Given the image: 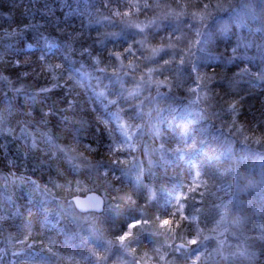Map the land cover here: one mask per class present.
<instances>
[{
	"label": "trees",
	"instance_id": "obj_1",
	"mask_svg": "<svg viewBox=\"0 0 264 264\" xmlns=\"http://www.w3.org/2000/svg\"><path fill=\"white\" fill-rule=\"evenodd\" d=\"M35 1L0 0V64L17 97L5 94L0 77V264H108L116 253L96 255L82 242L90 229L125 246L132 262L264 264V83L235 93L216 82L233 71L245 87L251 77L239 71L259 67L250 59L259 48L241 44L248 27L244 35L237 28L216 35L224 65H196L200 76L194 64L184 65V49H173L179 33H197L193 21L191 29L183 23L179 31L176 24L148 36L134 31L146 36L141 47L167 50L171 84L142 75L148 51L141 49L135 67L108 80L109 64L87 61L98 57L101 13L156 20L162 10L189 15L221 0H42L45 9ZM106 49L114 62L123 46ZM121 72L129 77L119 94L112 84ZM211 75L218 78L204 87ZM225 91L231 107L219 103ZM159 96L164 102L155 108ZM210 103L227 114L217 119ZM87 191L105 195L103 213L83 214L74 205L73 197ZM173 237L204 242L178 256L168 249Z\"/></svg>",
	"mask_w": 264,
	"mask_h": 264
},
{
	"label": "rangeland",
	"instance_id": "obj_2",
	"mask_svg": "<svg viewBox=\"0 0 264 264\" xmlns=\"http://www.w3.org/2000/svg\"><path fill=\"white\" fill-rule=\"evenodd\" d=\"M106 18L109 20L108 17ZM101 20L102 18L97 23H99ZM192 21L194 27L196 28L197 33L192 37H188L183 35L182 33H179L178 43L173 48L175 52H177V49H182V50L184 49L182 53L183 57L187 52L192 53L194 55V63L192 61H189V55L187 54L184 60V65H188L189 63H191L196 66V64L198 65L200 63H204L205 61L207 62L209 60L219 59L212 52V45L216 40L215 39L216 35L226 36L230 34L232 31L231 30L232 25L234 24L238 25L236 27L238 30H240L238 33L244 35L243 34L244 31L241 30V28L245 25L248 27V34L247 37L241 38V44L243 45L244 49H250V48L256 49V47L259 48V50H257L256 52L257 54H255L252 58H250L255 65L259 66V68H255L252 70L247 67H244L241 69V71H239V76L241 75L243 77H257L258 74L260 75L259 77L264 78V0H240V1L233 0L226 3H224V1L221 0L220 3H216V5L214 6L208 7L201 11H197L196 13L193 12L189 15H184L180 12H176L173 8H169L167 13L165 12L162 16L158 15L156 20L155 19L141 20L133 16H129L126 17V19L124 20L118 21L115 25L118 24L120 27H122V29L116 30L114 34L110 33L109 37H111L115 41L117 40L114 46L115 47L118 45L123 46V51L113 56L115 58L114 62H108L109 66L112 68L111 71L108 70L111 73L108 80L114 78V76H112V72H114V74L122 70L129 72L130 68L135 67L137 58L134 55H138L141 49L143 51H148V53L145 54L146 58L141 57V59H143L144 62V63L142 62L143 63L142 75H145V73L148 74L152 73L154 80H157L159 84H165V85L166 83L167 85L171 84L172 79L168 75L169 71L167 68L164 70V65L166 64L168 58V55L166 54L167 50L152 46L148 49H145L141 47V44H144V39L146 36L144 37V39H141V38H136L133 35L135 32L137 33L141 32L147 34L148 36V34L149 35L151 34L150 32L152 30L166 28L169 25H175V24L178 27H180L178 28L175 26L176 31H179L183 23L189 29H191L192 24H190V22ZM249 23L252 26H250ZM250 29L251 30L254 29L255 32L261 36L260 42L262 47H259L257 43L254 41V34L250 31ZM126 31L127 33H125ZM128 32L129 34L131 33L132 36H130ZM240 34H237L236 36L237 41H239L238 37ZM236 57L239 59H243V55L241 54H237ZM259 72H261V74ZM128 77L129 74L125 72H121L119 79L117 78L114 79L112 85L118 87L120 91L119 94L123 93L124 83L127 81ZM161 78H163L164 82L161 80ZM212 78L213 76H211V78L209 76L206 77L205 80L202 79L201 80L202 85H204L205 87L207 81H211ZM81 80H83V78ZM139 80L140 81H138V83L140 84V86L144 84L143 83L145 81L144 78H140ZM218 80L221 81L223 79L219 78ZM149 88L151 89L153 88V86H149L148 89ZM161 97L163 98V96ZM161 97L159 96L157 100H153V104L155 108H157V105L163 104L164 101L161 99ZM197 97H199L201 101L204 100L202 92H200L199 96ZM144 98L145 96H143V99ZM112 100L113 101L116 100L117 102L118 98ZM210 105L211 103L208 104L207 107L209 108ZM212 113L216 114L215 112ZM114 116H117L121 120L122 123L120 124L122 125V128L126 129L127 127L126 120L121 118L117 113L114 114ZM183 129L187 132L193 130V128L191 129L190 126H183ZM234 130L235 133L240 135V137L243 139L241 132L237 128H235ZM121 132L124 134L125 130H122ZM244 137L246 138L245 135ZM124 139L128 140L129 137H127V135L125 134ZM69 153L80 164L87 165L89 168L91 167L93 168L95 166L94 164H92L90 159H87L86 157L81 156L78 153H74L73 151H69ZM83 188L84 187L80 186L79 189L77 188L78 189L77 191L83 190ZM101 195L104 198L105 206H106L107 198L105 197V195L103 194ZM83 214H91L95 217L97 212L90 211V212H84ZM90 219L95 220L92 216ZM77 222L79 221L77 220ZM181 234L183 235V233ZM81 238H82V242L86 243L94 251L99 250L102 247L103 250L106 249L109 254L111 252L116 253L115 256H113L112 258L113 260L110 261L108 264H137L136 260L135 262H132L130 260L129 258L130 252L127 248H125V246H123L122 244L120 245L117 244L115 246L110 242L107 243L100 235L93 234L91 232V229L89 230V232L82 233ZM184 241L186 243L185 246L183 248H180L178 247V239L176 237H173L169 243L168 249L174 254L182 253L181 249L185 251L184 253L193 254L194 250L191 246H196V248L200 247L203 240L202 239L199 240L198 238H192L189 241L187 239Z\"/></svg>",
	"mask_w": 264,
	"mask_h": 264
},
{
	"label": "bare ground",
	"instance_id": "obj_3",
	"mask_svg": "<svg viewBox=\"0 0 264 264\" xmlns=\"http://www.w3.org/2000/svg\"><path fill=\"white\" fill-rule=\"evenodd\" d=\"M37 3L42 4V0H36L35 1V4H37ZM42 6H43V4H42ZM45 7L43 6L44 9H45ZM49 8L50 7H48L47 9H49ZM164 13H165V11L162 10L158 14L159 15L160 14L163 15ZM129 16H133V17H135L137 19H141L139 17V15H137V14L134 15L133 13L126 14L124 17L119 18L120 17V14L117 11H116V14H114L113 16H111V14H108V12H106V11H105V13H103V14L101 13L100 14V17L102 18V20L99 22V24L103 28L101 29V31H99L97 33V37H96V40H97L96 43L98 44L97 49H99V51H98L99 53H98V57L97 58H88L87 61H88L89 64L91 63L92 60L95 61L96 64H98V63L108 64V60H111L112 53L110 54L108 52V49L105 50V48L108 45L114 46L115 42L117 41V40L115 41L114 39H112L111 37H109V35H110V33H113L114 34V32H116V30L122 29V27H120L118 24L117 25H115V24L118 21L124 20V19H126V17H129ZM106 17H108L109 20ZM141 20H145V19H141ZM150 20H152V19H150ZM211 23H213V22H211ZM195 26H197V25H195ZM237 26L238 25L234 24V25H232V28H236ZM209 28H210V26H209ZM125 33H127V31ZM128 34H129V32H128ZM129 35L132 36L131 33ZM260 39H261V36L258 35L257 38H256V40L254 39V41L257 43L258 46L262 47L261 42H260ZM220 45H221L220 41L218 42L216 40H215V42L212 45V52L219 59H213V60H209L207 62L206 61L205 62L203 61L204 62L203 64H205L207 66L210 65V64H216V63H219V65H224V63L221 62V58L219 57L220 51H221L220 48H219ZM235 45L241 47L240 41L235 40ZM236 46L234 47V50L236 52H238L239 54L243 55V53L241 52V49H240V52H239V48L236 47ZM224 47L227 48V45L224 46ZM187 54L189 55V60L194 63V55L192 53H189V52H187L184 55V57H183L184 60H185ZM225 57L226 58L227 57L229 58V53H226L225 54ZM18 60H20V59H18ZM201 65H202V63L198 64L197 66H201ZM193 69L197 72V74L199 76L201 75V72L199 71V69L196 66H193ZM3 70L5 72V68L3 69L2 68V64H0V77H2L4 79V81H5V94L8 95V97H12V98H14V99L17 100L16 93L14 92V90L11 87L10 83L8 82L7 77L4 75ZM87 72H88V70L85 68L84 69V73L88 74ZM259 73L261 74V72H259ZM150 75H152V73ZM220 75H221L220 78L224 80L222 82L226 83V86H228V88L231 89V91L232 92H235V93H238V91L241 90V89H243V92L244 91H253L254 88H256L258 85H260V83H264V78L263 77H259L260 75H258V74H257V77H251V79L247 82V84H246L245 87H243L242 85H240V83H242L243 80L242 79L240 80L239 78L237 79L236 77L238 75L236 73H234L233 71H230L229 74H227V72L224 71ZM211 76H210V78H211ZM214 77L215 76H213V78L211 80H214L215 78H218V77H215V78ZM219 81L220 80H218L216 82H219ZM232 84H233V86H232ZM0 92L2 94H4V89L3 88L0 89ZM227 92L228 91H225V92H222L221 93V96L222 97L220 98L221 102L219 101V103L221 105H222L223 102L225 104L228 103V105L231 107L230 102H228L229 101V96H228V93ZM225 104H223V105H225ZM208 111H210L211 113L212 112H215L216 113V115H215L216 118L221 120L222 119V116H224V115L227 114L228 109L221 108V106L216 107L215 105L211 104L210 107L208 108ZM204 115H206V116H204ZM201 117L203 119L204 118L208 119V118H211V114L210 113H207V112H204ZM201 117L198 118V122H200V118ZM90 192H96V191H87V194H89ZM87 194H85V195H76V196H86ZM76 196H74V197H76ZM101 248L99 250H96L97 251L96 252V251L92 250L91 247H89V249L91 251L95 252L96 255H99V254H101L103 252V248L102 249ZM131 255H133V254L130 252V256ZM137 260H139V259H137ZM139 261H140V264H147V263L143 262L142 260H139Z\"/></svg>",
	"mask_w": 264,
	"mask_h": 264
},
{
	"label": "water",
	"instance_id": "obj_4",
	"mask_svg": "<svg viewBox=\"0 0 264 264\" xmlns=\"http://www.w3.org/2000/svg\"><path fill=\"white\" fill-rule=\"evenodd\" d=\"M73 201L82 212H103L105 206L103 196L97 192H90L86 196H76Z\"/></svg>",
	"mask_w": 264,
	"mask_h": 264
}]
</instances>
